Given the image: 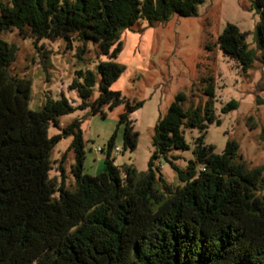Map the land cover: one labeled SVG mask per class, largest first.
<instances>
[{
  "label": "trees",
  "instance_id": "16d2710c",
  "mask_svg": "<svg viewBox=\"0 0 264 264\" xmlns=\"http://www.w3.org/2000/svg\"><path fill=\"white\" fill-rule=\"evenodd\" d=\"M204 0H0V33L15 29L33 40L60 39L96 46L95 72L76 70L68 89L47 98L41 109L28 108L30 81L11 75L14 45L0 40V264H264V164L247 167L239 145L227 140L220 154L204 143L208 125L220 124L214 109V81L200 79L203 102L188 105L177 93L153 127V151L144 172L114 163L115 133L105 145L104 170L83 172L84 142L75 119L52 136L50 125L76 110L104 116L123 105L122 149L136 147L138 133L130 116L143 102L130 103L111 84L124 67L114 61L121 50L120 32L138 21L165 23L171 17H194ZM259 16L254 31L258 60L264 67V0H252ZM217 46L241 70L252 68L255 52L246 33L227 24ZM98 94L91 100L96 85ZM228 101L220 110H236ZM185 129H196L184 170L167 159L171 150H187ZM71 137L67 188L59 166L58 182L50 177L51 152ZM103 149H101L102 151ZM163 158L176 173L167 183L156 161Z\"/></svg>",
  "mask_w": 264,
  "mask_h": 264
},
{
  "label": "rangeland",
  "instance_id": "374dc122",
  "mask_svg": "<svg viewBox=\"0 0 264 264\" xmlns=\"http://www.w3.org/2000/svg\"><path fill=\"white\" fill-rule=\"evenodd\" d=\"M259 16L252 7V0H204L197 7L194 17H171L165 23L149 25L138 21L132 28L120 32L121 50L114 61L124 67L110 90L119 91L130 103L142 101V106L130 116L138 139L134 150L122 149V125L118 115L123 111L119 104L111 110L104 106L100 114L91 115L88 109L76 110L58 118V128L50 125L48 135L60 132L72 120L80 122L84 142L83 172L95 175L103 172L105 145L115 133L114 145L119 151L114 155L118 166L131 164L137 172H144L153 151L151 136L157 119L163 116L177 93L188 97L186 106L203 102L199 81L210 76L214 81V109L220 124L208 125L204 143L212 145L214 153L220 154L227 140L239 145V154L247 167L264 164V67L254 40ZM227 24L235 25L246 33L249 49L255 52L252 68L243 72L239 64L227 57L217 46V36ZM0 40L16 47L14 59L9 66L11 75L30 81L28 108L41 109L47 98L57 99L60 92L78 104L75 93L68 84L76 70L95 72L98 62L97 49L86 44V51L78 55L81 46L73 42L70 48L60 39L33 40L12 29L0 33ZM96 85L91 100L98 94ZM230 100L238 102L236 110L227 114L220 112ZM187 150H171L167 159L184 170L189 160L196 129H185ZM71 137L62 138L51 152L50 177L59 181V166L64 170L67 188H73L70 166L73 153L69 150ZM97 149H103L97 151ZM164 180L177 185L176 173L163 158L156 161Z\"/></svg>",
  "mask_w": 264,
  "mask_h": 264
},
{
  "label": "built area",
  "instance_id": "2783aa9c",
  "mask_svg": "<svg viewBox=\"0 0 264 264\" xmlns=\"http://www.w3.org/2000/svg\"><path fill=\"white\" fill-rule=\"evenodd\" d=\"M97 151H101V149H97ZM118 151H119V149L116 147V148L114 149V153L116 154Z\"/></svg>",
  "mask_w": 264,
  "mask_h": 264
}]
</instances>
